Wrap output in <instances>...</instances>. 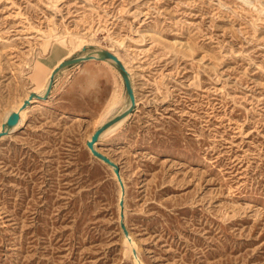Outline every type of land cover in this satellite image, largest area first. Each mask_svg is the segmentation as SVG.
<instances>
[{"label":"rangeland","instance_id":"obj_1","mask_svg":"<svg viewBox=\"0 0 264 264\" xmlns=\"http://www.w3.org/2000/svg\"><path fill=\"white\" fill-rule=\"evenodd\" d=\"M99 48L137 96L97 142L129 236L86 143L129 97L83 61L0 139V264H264V0H0V129Z\"/></svg>","mask_w":264,"mask_h":264},{"label":"water","instance_id":"obj_2","mask_svg":"<svg viewBox=\"0 0 264 264\" xmlns=\"http://www.w3.org/2000/svg\"><path fill=\"white\" fill-rule=\"evenodd\" d=\"M86 49H87V46L85 45L83 46L82 51H85ZM94 59L111 60L112 64L119 69L122 75L125 88H126V92L130 99V103L128 107H126L122 111L118 112L117 114L113 115L112 117L108 118L105 122L100 124L94 130L90 139H88L86 142L92 154L112 168L121 186L122 195L119 200L120 227L122 229L124 236H129V229L125 222V183H124V180L121 174V167L115 160H113L110 156H108L104 152L100 151L99 148L97 147V142L100 140L101 135L115 123L119 122L120 120L124 118H127L135 110L136 105H137V96L135 94V87L133 84L131 73L127 69L125 63L121 60V58L116 53H114L112 50L107 49V48H99L96 52L89 51L88 53H85V54L73 55L61 61L59 65H57L52 71L50 79H49V83H48V86L45 92L44 93H39L36 91L30 92L29 96L23 100V103L19 107V109L13 110L9 114L5 122H3L2 124V128L0 130V139L8 135L13 130V127L19 123L21 119V111L31 106L35 100H45L49 97L53 89L57 74L61 70H63L64 68L68 66L81 63L83 61L94 60Z\"/></svg>","mask_w":264,"mask_h":264},{"label":"bare ground","instance_id":"obj_3","mask_svg":"<svg viewBox=\"0 0 264 264\" xmlns=\"http://www.w3.org/2000/svg\"><path fill=\"white\" fill-rule=\"evenodd\" d=\"M80 43H82V42H80ZM79 43V44H80ZM85 46V45H84ZM83 48V47H82ZM82 50V49H81ZM98 49H96V50H93L94 52H96ZM91 52V51H90ZM88 53V52H87ZM115 53V52H114ZM118 55V54H117ZM119 56V55H118ZM120 58H121V56H119ZM68 57H63V58H61V59H59L57 62H55V64L50 68V70H49V72H48V77H47V82L45 83V85H44V87H43V89L40 91V90H36V92H39V93H44L45 92V90L47 89V86H48V83H49V79H50V76H51V73H52V71L54 70V68L57 66V65H59V63L61 62V61H63L64 59H67ZM121 60L123 61V59L121 58ZM108 61H110L111 62V60H108ZM110 62H108V63H110ZM112 63V62H111ZM125 63V62H124ZM125 65H126V63H125ZM126 67H127V69L129 70V72L131 73V71H130V69L128 68V66L126 65ZM40 68V67H39ZM117 68V67H116ZM118 69V68H117ZM118 71H119V69H118ZM119 73H120V71H119ZM121 74V73H120ZM131 77H132V73H131ZM133 79V78H132ZM35 91V90H34ZM30 94V93H29ZM29 94L25 97V98H27L28 96H29ZM24 98V99H25ZM23 99V100H24ZM23 100L21 101V103L17 106V108L16 109H19V107L22 105V103H23ZM115 102H116V100H114V102H112V104L114 105L115 104ZM129 103H130V99H129ZM129 103L123 108V109H125L126 107H128V105H129ZM111 104V106H113ZM15 109V110H16ZM122 109V110H123ZM121 110V111H122ZM25 111H26V109L25 110H23V111H21V119H20V121H19V123L18 124H16L14 127L16 128V127H19V125L23 122V120L25 119L24 117H25ZM112 117V116H111ZM123 120V119H122ZM122 120H120L119 122H117V123H115L114 125H112L110 128H108L102 135H101V138L106 134V133H108L109 131H113L115 128H116V126L122 121ZM13 127V128H14ZM1 130V129H0ZM100 138V139H101ZM121 195H122V190L120 191V197H121ZM120 197H119V200H120Z\"/></svg>","mask_w":264,"mask_h":264}]
</instances>
